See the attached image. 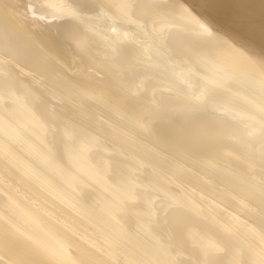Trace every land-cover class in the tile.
<instances>
[{
  "label": "bare ground",
  "instance_id": "1",
  "mask_svg": "<svg viewBox=\"0 0 264 264\" xmlns=\"http://www.w3.org/2000/svg\"><path fill=\"white\" fill-rule=\"evenodd\" d=\"M0 264H264V0H0Z\"/></svg>",
  "mask_w": 264,
  "mask_h": 264
}]
</instances>
